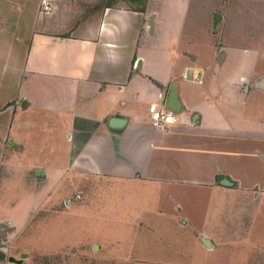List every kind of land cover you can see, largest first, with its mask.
I'll list each match as a JSON object with an SVG mask.
<instances>
[{"label": "crops", "instance_id": "0c3cea01", "mask_svg": "<svg viewBox=\"0 0 264 264\" xmlns=\"http://www.w3.org/2000/svg\"><path fill=\"white\" fill-rule=\"evenodd\" d=\"M153 106L176 123L154 128ZM68 158L184 213L264 191V0H0V224L23 229L49 202L40 164Z\"/></svg>", "mask_w": 264, "mask_h": 264}, {"label": "rangeland", "instance_id": "374dc122", "mask_svg": "<svg viewBox=\"0 0 264 264\" xmlns=\"http://www.w3.org/2000/svg\"><path fill=\"white\" fill-rule=\"evenodd\" d=\"M214 6L195 4L197 11L228 16ZM212 25L207 32L215 34ZM68 159L40 164L51 172L49 202L36 208L23 229L14 234L0 224L6 264H264L263 190L240 196L211 191L199 198L203 211L184 213V205L172 207L158 191L136 185L143 181L127 182L131 189L120 192L106 175L97 177L98 184ZM23 179L35 189L41 183L32 170ZM17 209L15 218L22 219L24 209Z\"/></svg>", "mask_w": 264, "mask_h": 264}, {"label": "built area", "instance_id": "2783aa9c", "mask_svg": "<svg viewBox=\"0 0 264 264\" xmlns=\"http://www.w3.org/2000/svg\"><path fill=\"white\" fill-rule=\"evenodd\" d=\"M150 120L151 125L158 130H165L176 123V119L171 112L158 106L151 107Z\"/></svg>", "mask_w": 264, "mask_h": 264}, {"label": "water", "instance_id": "95a60500", "mask_svg": "<svg viewBox=\"0 0 264 264\" xmlns=\"http://www.w3.org/2000/svg\"><path fill=\"white\" fill-rule=\"evenodd\" d=\"M171 91H172V90H171ZM171 93H172V92H171ZM171 97H172V95H171ZM222 183H223V184H226V185H231V183H229V182L226 181V180H223ZM22 257H24V255H22ZM10 261H12V259H10Z\"/></svg>", "mask_w": 264, "mask_h": 264}]
</instances>
